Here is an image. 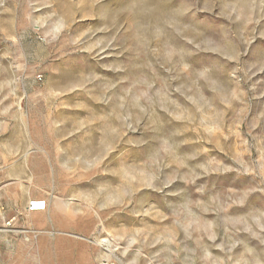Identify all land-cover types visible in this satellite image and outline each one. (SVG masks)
<instances>
[{
	"label": "rangeland",
	"instance_id": "obj_1",
	"mask_svg": "<svg viewBox=\"0 0 264 264\" xmlns=\"http://www.w3.org/2000/svg\"><path fill=\"white\" fill-rule=\"evenodd\" d=\"M0 264H264V0H0Z\"/></svg>",
	"mask_w": 264,
	"mask_h": 264
},
{
	"label": "bare ground",
	"instance_id": "obj_2",
	"mask_svg": "<svg viewBox=\"0 0 264 264\" xmlns=\"http://www.w3.org/2000/svg\"><path fill=\"white\" fill-rule=\"evenodd\" d=\"M39 205H40V204H35L34 206H35V207H38ZM37 209H38V208H37Z\"/></svg>",
	"mask_w": 264,
	"mask_h": 264
}]
</instances>
